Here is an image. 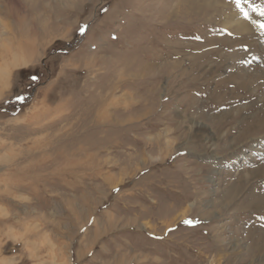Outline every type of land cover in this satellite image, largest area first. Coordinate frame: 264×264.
I'll list each match as a JSON object with an SVG mask.
<instances>
[{"label":"rangeland","instance_id":"1","mask_svg":"<svg viewBox=\"0 0 264 264\" xmlns=\"http://www.w3.org/2000/svg\"><path fill=\"white\" fill-rule=\"evenodd\" d=\"M262 11L0 0V264H264Z\"/></svg>","mask_w":264,"mask_h":264},{"label":"bare ground","instance_id":"2","mask_svg":"<svg viewBox=\"0 0 264 264\" xmlns=\"http://www.w3.org/2000/svg\"><path fill=\"white\" fill-rule=\"evenodd\" d=\"M15 61V60H14ZM26 65V64H25ZM9 76L7 70H5L4 72H0V82L3 83V81H5V79H7ZM3 79V80H1ZM231 201V200H230ZM230 203V202H229ZM5 263V262H4ZM6 264V263H5ZM8 264V263H7Z\"/></svg>","mask_w":264,"mask_h":264},{"label":"snow or ice","instance_id":"3","mask_svg":"<svg viewBox=\"0 0 264 264\" xmlns=\"http://www.w3.org/2000/svg\"><path fill=\"white\" fill-rule=\"evenodd\" d=\"M261 14L264 15V11H262Z\"/></svg>","mask_w":264,"mask_h":264}]
</instances>
